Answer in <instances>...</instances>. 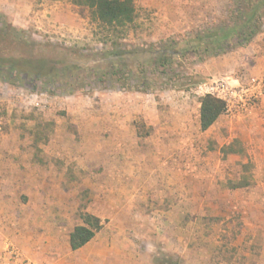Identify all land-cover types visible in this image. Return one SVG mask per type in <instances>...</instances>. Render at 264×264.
Returning <instances> with one entry per match:
<instances>
[{
    "label": "rangeland",
    "instance_id": "rangeland-1",
    "mask_svg": "<svg viewBox=\"0 0 264 264\" xmlns=\"http://www.w3.org/2000/svg\"><path fill=\"white\" fill-rule=\"evenodd\" d=\"M134 3L136 22L119 39L125 79L108 88L94 72L116 59L112 42L86 7L0 0L5 216L12 207L21 229L52 240L54 261L80 254L67 245L89 213L103 224L91 246L100 242L104 264L107 240L129 242L110 247L114 264H132L125 257L135 251L142 264H264V96L246 108L229 103L207 131L200 124L201 87L264 78L237 73L252 54L239 55V48L205 61L175 57L167 74L156 72L152 54L224 19L231 2ZM23 64L42 66L44 75L5 68ZM142 65L148 90L135 86Z\"/></svg>",
    "mask_w": 264,
    "mask_h": 264
},
{
    "label": "trees",
    "instance_id": "trees-1",
    "mask_svg": "<svg viewBox=\"0 0 264 264\" xmlns=\"http://www.w3.org/2000/svg\"><path fill=\"white\" fill-rule=\"evenodd\" d=\"M73 4L86 7L94 21L103 32L106 41H111V55L116 59L110 60L108 66L102 70H95L94 76L99 82L107 80L108 88H116L117 82L125 79L127 67L124 63L125 51L120 50L119 39L125 36L136 22L137 13L134 0H70ZM231 7L227 16L219 22H213L207 27L191 35V40L180 44L171 40L153 48L154 67L156 72L161 68L162 73H174L175 57L191 56L205 61L208 58L219 57L231 53L239 48L249 46L264 27V0H230ZM9 73L19 74L40 79L44 74L42 66L5 67ZM149 70L140 66L136 83L138 89L148 90L152 86L148 75ZM0 72L3 67L0 66ZM110 79V80H109ZM51 85H55L51 81ZM200 124L203 131L215 125L222 115L227 112L224 100L213 95L201 98ZM82 224L75 227L70 236V245L73 251L87 245L102 229V221L89 213L81 214Z\"/></svg>",
    "mask_w": 264,
    "mask_h": 264
},
{
    "label": "crops",
    "instance_id": "crops-1",
    "mask_svg": "<svg viewBox=\"0 0 264 264\" xmlns=\"http://www.w3.org/2000/svg\"><path fill=\"white\" fill-rule=\"evenodd\" d=\"M249 53H251L252 56H245V54ZM239 55H243L245 57H243L240 63L237 64L239 66L237 68V73L245 70L250 72L249 75H261V77H264V27L262 32L257 35L248 47L241 49ZM11 198H13V195ZM16 199L18 201V194L16 195ZM5 200V194H0V264H104L100 261L102 257L99 254L100 250L97 249V245L100 246V242H98L95 246H91L94 242V238L102 229L96 233L95 237L87 245L79 250L73 251L71 249L70 241L68 242L67 249H70V251L73 252H80L78 256L67 254L62 258L58 257L60 259L54 261L53 259H56V257H50L48 254L52 250L50 249V247L52 248V240H48L46 242V240L35 238L36 231L33 232L34 228L31 230L29 229L28 231L21 229L18 212H16L14 216L12 207V213H10V216L9 213L5 216L4 209L7 207ZM42 227L45 228L47 226L43 225ZM101 243H106L105 246L109 247L105 249L108 253L107 264H114L116 260L115 253L117 250L110 247H115L116 244H118V246L121 244L125 246V244L129 242L107 240L104 242L101 241ZM102 246L104 247V245ZM12 249H17L19 251L20 257L18 259L13 258L11 253ZM125 258L129 259L132 264H142L141 256L137 251H135V253H130L129 256H126Z\"/></svg>",
    "mask_w": 264,
    "mask_h": 264
},
{
    "label": "built area",
    "instance_id": "built-area-1",
    "mask_svg": "<svg viewBox=\"0 0 264 264\" xmlns=\"http://www.w3.org/2000/svg\"><path fill=\"white\" fill-rule=\"evenodd\" d=\"M203 95H213L224 100L227 104L235 102L239 108H246L251 100L261 99L264 96V78L251 82L248 86H233L228 79H220L211 85L200 88ZM13 258L18 259L17 249L11 250Z\"/></svg>",
    "mask_w": 264,
    "mask_h": 264
}]
</instances>
